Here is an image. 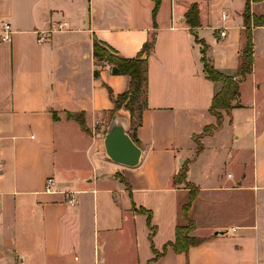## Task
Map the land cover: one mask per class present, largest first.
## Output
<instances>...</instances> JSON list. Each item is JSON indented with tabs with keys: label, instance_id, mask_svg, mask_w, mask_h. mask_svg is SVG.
Masks as SVG:
<instances>
[{
	"label": "crops",
	"instance_id": "obj_1",
	"mask_svg": "<svg viewBox=\"0 0 264 264\" xmlns=\"http://www.w3.org/2000/svg\"><path fill=\"white\" fill-rule=\"evenodd\" d=\"M177 2L0 0V264H264V24L254 23L264 0H251L254 64L240 83L241 107L223 111L222 129L201 139L200 153L193 136L216 123L210 108L222 85L207 78L196 37L208 61L238 79L247 0H208L205 12L197 4V28L186 21L194 3ZM58 24L64 31L38 42ZM153 34L141 162L126 168L104 140L116 115L131 119L115 110L131 79L97 62L94 40L133 58ZM185 163L199 190L191 235L206 241L188 254L168 246L153 260V246L161 253L176 239L189 189L173 179ZM50 177L57 188L48 193ZM140 209L152 212L154 233Z\"/></svg>",
	"mask_w": 264,
	"mask_h": 264
},
{
	"label": "trees",
	"instance_id": "obj_2",
	"mask_svg": "<svg viewBox=\"0 0 264 264\" xmlns=\"http://www.w3.org/2000/svg\"><path fill=\"white\" fill-rule=\"evenodd\" d=\"M260 1V0H257ZM157 12V7L154 11V15ZM200 10L196 3H194L186 13V21L191 26V28H197L201 26L200 23ZM244 22L247 32V45L240 61L239 78L236 79L233 76L224 74L217 70L207 59V45L203 40H199L196 37L197 42H202V62L204 64V71L207 78L210 81L218 82L222 85L221 90L214 96L212 105L210 108V113L216 118V123L214 125L207 126L204 131L199 135H194L193 139L197 144V153H200L204 147L201 143V139L206 136H213L216 131H219L223 127L224 114L223 111L228 115L232 116V110L236 107H241L238 103L240 98V83L246 78V76L253 71L254 64V46H253V36L251 30L252 18H251V0H247L245 10H244ZM255 25L259 26L264 24V19L254 20ZM156 43V35L153 34L151 38L144 44L141 51L137 56L133 58H121L117 55V52L111 48L109 45L100 42L98 39L94 40V57L97 62H104L111 66V73L113 75H125L129 76L130 88L129 90L120 95L116 101L115 110H120L122 108H127L131 112V122L136 119V112L141 113L145 108H147V97H148V80H149V70H148V58L153 53ZM99 72L95 71V76H98ZM111 98L113 99V93L110 90ZM141 94L144 95V101L142 106H139ZM138 107L136 108V106ZM71 116V115H69ZM72 117V116H71ZM140 114L138 115V124L132 131L131 137L134 142L140 146V141L137 136V128L140 125ZM77 117V120L83 124V118ZM131 132V131H130ZM187 163L182 167L180 172L174 177V185H185L189 189L187 199L181 206V220L177 224L176 228V239L172 243H168L163 252L157 251L153 246V252L155 254L156 260L163 256L171 246L175 253H189L192 247H196L202 244L206 239L198 238L192 236V232L196 229L195 221L193 219V208L195 201L199 195V190L193 184L187 182L188 167ZM140 213L146 214L148 216V226L155 232V227L152 226L153 214L145 209H140ZM152 240V235H151Z\"/></svg>",
	"mask_w": 264,
	"mask_h": 264
},
{
	"label": "water",
	"instance_id": "obj_3",
	"mask_svg": "<svg viewBox=\"0 0 264 264\" xmlns=\"http://www.w3.org/2000/svg\"><path fill=\"white\" fill-rule=\"evenodd\" d=\"M122 114L116 115L108 128L105 149L113 162L126 168H135L141 162L142 150L128 133L130 120Z\"/></svg>",
	"mask_w": 264,
	"mask_h": 264
},
{
	"label": "built area",
	"instance_id": "obj_4",
	"mask_svg": "<svg viewBox=\"0 0 264 264\" xmlns=\"http://www.w3.org/2000/svg\"><path fill=\"white\" fill-rule=\"evenodd\" d=\"M228 20L227 13L223 12L221 15V22L223 26L219 29V38L224 40L227 36L228 28L225 26L226 21ZM64 24H58L56 29H50L49 31L42 32L39 35L38 42L43 43L49 39V37L54 34V32H62L64 31ZM12 27L10 23H5L3 25L2 33H1V40L2 42L8 43L12 40ZM57 188V183L53 177H50L46 181L45 190L48 193L55 192ZM77 197L75 192L68 193L67 203L71 206H75L77 204Z\"/></svg>",
	"mask_w": 264,
	"mask_h": 264
},
{
	"label": "rangeland",
	"instance_id": "obj_5",
	"mask_svg": "<svg viewBox=\"0 0 264 264\" xmlns=\"http://www.w3.org/2000/svg\"><path fill=\"white\" fill-rule=\"evenodd\" d=\"M177 1H179L180 3H182L183 5H188V4H190L191 5V3L193 4V3H196V4H198L201 8H202V10H203V12H205V8L207 7V5H208V0H174V2H175V4H178V2ZM227 13V15H228V18L230 17L229 16V13L228 12H226ZM206 15V14H205ZM207 16V15H206ZM236 18H237V15H236ZM206 19V18H205ZM230 21V20H229ZM237 21H238V18H237ZM200 40V39H199ZM199 44L201 45V47H203V44H202V42H199ZM143 101H144V95L143 94H141V98H140V102H139V106H142V103H143ZM138 107V105L136 106V108ZM122 109H125L126 111H128L129 113H131L130 112V110L128 109V107L126 108H122ZM136 116V119L133 121V123L131 122V119H130V126H129V131H131L130 132V134L131 133H133V131H132V128L134 129L135 127H136V125L138 124V115H139V111H137L136 112V114H135ZM182 162V161H181Z\"/></svg>",
	"mask_w": 264,
	"mask_h": 264
}]
</instances>
